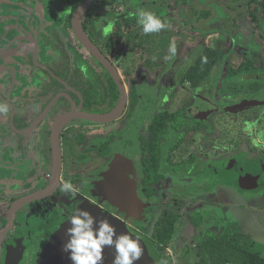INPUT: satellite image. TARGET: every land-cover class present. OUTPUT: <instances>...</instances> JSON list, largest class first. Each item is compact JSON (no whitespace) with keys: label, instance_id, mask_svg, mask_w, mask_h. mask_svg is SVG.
<instances>
[{"label":"flooded vegetation","instance_id":"1","mask_svg":"<svg viewBox=\"0 0 264 264\" xmlns=\"http://www.w3.org/2000/svg\"><path fill=\"white\" fill-rule=\"evenodd\" d=\"M163 1L132 4L166 20L168 27L154 33L155 42L167 46L165 66L135 50L125 54L131 43L126 35L140 26L134 8L117 12L122 0H0V102L9 106L0 114V264H35L52 233L81 208L135 230L147 221L148 235L157 208L164 213L189 205L195 216L197 189L205 172L224 164L222 153L264 139V85H254L264 82V0H175L189 9L191 19L183 20L192 25L189 34L186 25L164 15ZM76 26L115 70L123 89L85 47ZM211 37L220 49L209 45ZM170 44L175 55L168 52ZM206 49L216 55L194 81L189 70ZM180 58L184 70H177ZM179 88L186 94L172 107ZM141 91L160 106L137 122ZM123 93L118 118L83 119L112 112ZM201 103L225 115L215 118ZM66 115L71 118L59 134L60 181L51 186L52 130ZM123 117L119 131L108 137L105 126ZM239 125L252 128L253 135L237 137ZM153 158L160 159L157 184L146 176ZM182 163L196 173L193 192L185 189L193 181L188 174L166 172L167 164ZM65 181L74 193L63 190Z\"/></svg>","mask_w":264,"mask_h":264},{"label":"crops","instance_id":"2","mask_svg":"<svg viewBox=\"0 0 264 264\" xmlns=\"http://www.w3.org/2000/svg\"><path fill=\"white\" fill-rule=\"evenodd\" d=\"M242 105L247 104L243 103L240 106ZM248 129L249 132L253 131L250 127ZM263 141L264 139L259 137L253 141L254 143L236 145L234 150L230 148L228 152H223L221 155L220 159L224 164L222 163L219 167L212 168L211 174L208 173L209 171L205 172L202 181L203 188L200 190V195L197 199L198 208H193V210L198 211L202 215L205 213L203 223L199 229H194L197 233L195 239L180 246V249L192 246L197 237L201 236L198 231L204 232L210 228L223 231L231 226L236 227L246 236L245 242L251 250L254 243L260 241L261 244L263 243L262 247L264 248V215L258 216V218L254 216V214L260 213L254 211V209L264 208ZM207 184H210L208 189L204 187ZM188 207L189 205L182 207V212L178 206L169 209L179 217V232L186 222L192 223L190 218L193 216V211L191 212ZM243 211L252 215L250 216L252 223L247 224L248 217L241 216L245 213ZM180 249L169 248V250L178 253L181 252ZM253 252L264 257V251L253 250ZM171 261H175L174 257H172Z\"/></svg>","mask_w":264,"mask_h":264},{"label":"trees","instance_id":"3","mask_svg":"<svg viewBox=\"0 0 264 264\" xmlns=\"http://www.w3.org/2000/svg\"><path fill=\"white\" fill-rule=\"evenodd\" d=\"M126 24L129 25L130 22L127 21ZM117 34L119 36L120 31ZM156 38L154 33L145 35L141 27L138 31H129L126 35V41L131 43L125 48V54L128 55L135 50L141 56L150 57L149 60H152L153 63L160 60L166 62V48L159 49L158 43L155 42ZM133 40L136 44L135 48L132 44ZM159 44L162 45V43ZM147 46L152 48L155 46V49H159V51L148 50ZM215 55L213 50L206 49L199 57L196 67L189 70L191 72L190 77L194 81L199 78V72H207L209 70L210 62ZM159 118H161V115L158 117V120H161ZM154 156L157 155L153 153L152 157ZM159 162L160 159L153 158V163L149 165L150 170L146 173L148 180L156 184L162 179V175L158 172ZM178 220L179 217L177 215L165 211L157 220L150 235H148L146 229L147 221H143L142 224H136L137 230L145 233L144 236H141V233L133 228H130V230L133 234L145 240L148 250L153 258L156 259L157 264H172V258L166 255V249L169 248L177 234ZM202 223L203 218L192 222V225L195 229H199ZM245 241L246 236L234 226L223 231L207 229L200 237H197L192 246L182 247L180 249L181 252H177L176 256L181 264H264V257L253 252Z\"/></svg>","mask_w":264,"mask_h":264},{"label":"clouds","instance_id":"4","mask_svg":"<svg viewBox=\"0 0 264 264\" xmlns=\"http://www.w3.org/2000/svg\"><path fill=\"white\" fill-rule=\"evenodd\" d=\"M136 16L137 24L145 35L158 33L168 27L166 20L158 17L155 12L137 9ZM168 51L175 55V45L170 44ZM8 112V104L0 102V114ZM62 188L66 193L76 191L69 181H65ZM65 236L67 240L63 251L69 254L71 264H104L103 252L108 247L115 252L112 264H136L143 254L138 238L127 232L118 234L107 217L98 219L84 208L78 209L68 219Z\"/></svg>","mask_w":264,"mask_h":264},{"label":"rangeland","instance_id":"5","mask_svg":"<svg viewBox=\"0 0 264 264\" xmlns=\"http://www.w3.org/2000/svg\"><path fill=\"white\" fill-rule=\"evenodd\" d=\"M137 1H139V2H145V1H149V0H137ZM176 4V2H175V0H164L163 1V4H162V6H163V8H164V10H166V12H164V15L165 16H170V17H173V18H175V20H177L178 22H182L183 23V20H185V19H191V17H190V15H189V9L187 8V6H176L175 5ZM139 7H141L140 5H138V6H133V4H132V0H122V2H121V5L120 6H117L116 7V10H117V12H123V11H125V10H128V9H131V8H134L133 10H135V11H137V9H139ZM184 24V23H183ZM184 25H186L185 26V32H187L188 34H189V29L190 28H192V25L191 24H188V23H186L185 22V24ZM215 33V32H214ZM236 32H235V30H233L232 31V34H235ZM215 34H217V33H215ZM213 37H211L210 39H212ZM192 45V44H191ZM209 45H211L213 48H215V49H220V47L218 46V45H216L215 44V41L212 39L211 40V43H209ZM165 46V44H163V45H160L159 43H158V48L159 49H164V48H166V47H164ZM163 47V48H162ZM147 49L148 50H152V51H159V49H155V46L152 48L151 46H147ZM169 52V51H168ZM158 54V53H157ZM181 57V56H180ZM146 58H149L148 56L147 57H145V59ZM165 64H166V62H164ZM165 66V65H164ZM163 66V67H164ZM187 65H185L184 63H183V60H182V58H180L179 60H178V64H177V70H179V69H181V70H184V68L186 67ZM159 82V81H158ZM162 82H164L163 80H162ZM159 84H157V86H158ZM256 87L257 86H260V87H262L263 85H264V82L263 81H261V83H255L254 84ZM264 91V90H263ZM147 93V95L145 94V91H141V93H140V105L141 106H139V108L136 110V114L134 115V116H136V118L138 119L137 120V122L139 121V120H142L144 117H145V115L148 113V112H150V111H152L153 109H155L156 107H158V106H160V104H157L156 105V102H154L153 101V98H151V96H150V94H148V92H146ZM177 93H178V96H177V98L176 99H174V101L170 104V106L172 105V107H176V105L177 104H179V101L182 99V95H185L186 94V91L184 90V89H181V88H179V89H177ZM156 97V96H155ZM260 98L258 97V96H256L255 98H254V100H255V102L256 101H258ZM262 99H264V96H263V98ZM254 102V101H253ZM165 103V102H164ZM166 104V103H165ZM201 104H203V106H202V108H207V109H209L208 111H212L216 116H215V118H217V117H220V116H222V115H225V114H222V112L220 111V110H216V108H213V107H211L210 105H208V104H206V103H201ZM222 104V106L223 105H225V103H221ZM221 106V107H222ZM213 110H215V111H213ZM123 121H125V119H124V117L119 121V122H116V123H111V124H107L105 127H106V130H107V135H108V137H109V135H111L112 136V134L113 133H115V132H118L119 131V127L123 124ZM211 122H212V124H213V122H214V119H211L210 120ZM137 125V124H136ZM237 132H238V135H237V137H239L240 139H246V138H248L249 137V135L251 134V135H253L252 133H249V130H245L244 129V126H238V128H237ZM200 138H201V136H197V139L196 140H194V141H192L193 143H191V146H192V151H194V152H196V149L199 147L198 145L200 144ZM250 139V138H249ZM251 142V141H250ZM169 143L170 142H168V145H169ZM189 143V142H188ZM252 143H254V142H252ZM198 150V149H197ZM166 156H168L167 154H165V161H167V159H166ZM65 158H67V156H65ZM179 159V158H178ZM120 162L119 163H121L122 164V161L121 160H119ZM122 166H124V164L122 165ZM186 165H184L183 163H182V165L180 164V165H166V172H169V171H171V175L172 176H176V175H180V174H185V175H187L188 174V177H189V179L190 180H193L192 182H191V184H189V185H187L186 187H185V189L187 190V191H191V192H193L196 188H198V187H196V185L194 184V182H195V180L197 179V176H196V173L194 174V170H191V169H188V170H186V168L188 167H185ZM174 173V174H173ZM208 186V187H207ZM207 186H204L206 189H208L209 187H210V184H207ZM203 188V186H200L199 187V189H197L198 190V192L201 190ZM197 193V192H196ZM173 196H177L176 194H173ZM172 196V197H173ZM165 201H167V200H165ZM182 207V206H181ZM186 207V206H185ZM154 210V209H153ZM157 210V214H156V216H154L153 218H155L154 220L156 221L157 219H159L161 216H162V214H163V209H162V211H161V209H156ZM155 210V211H156ZM154 211V212H155ZM161 211V212H160ZM180 211L182 212L183 211V209L182 208H180ZM246 211V210H245ZM245 211H243V212H245ZM254 211H257V212H260V213H257V214H254V216H257V218H258V216H263L264 215V208L263 209H261V208H256V209H254ZM172 214L174 213L173 211H170ZM184 212H185V210H184ZM204 215H205V213H203ZM204 215H202V214H197V215H195V216H192V218L190 219L191 220V222H196V221H199L201 218H203L204 217ZM242 217H248V220H247V224L248 223H252V219H251V217L250 216H252V215H249V212H245V213H243L242 215H241ZM153 224L150 226V228H149V230H151L152 231V229L154 228L153 226H154V222H152ZM32 226V225H31ZM196 235H197V233L195 232V230H194V228H193V226L191 225V223H187L186 222V224H184L181 228H180V232H179V229H178V231H177V234L175 235V238L173 239V241H172V243H171V246H169V248H171V247H174V248H176V249H180L179 247L180 246H183V245H185L186 243H188V242H190V241H193V239H195V237H196ZM261 242V241H260ZM260 242H255L254 243V246H253V248H252V250H256V251H264V248L262 247V244L260 243ZM169 248H167L166 249V255L167 256H169L170 257V255H172V257H174V259H175V262L177 263V264H181V262L177 259V257H176V251H172V250H169ZM177 259V260H176Z\"/></svg>","mask_w":264,"mask_h":264},{"label":"water","instance_id":"6","mask_svg":"<svg viewBox=\"0 0 264 264\" xmlns=\"http://www.w3.org/2000/svg\"><path fill=\"white\" fill-rule=\"evenodd\" d=\"M18 16V15H15ZM76 34H78L80 40L83 42L85 47L107 68V70L111 73L114 77L117 84L122 88V85L118 81V77L115 73V70L111 67V65L104 59L103 56L93 47L88 38L85 36L83 30L76 26ZM123 89V88H122ZM125 105V95L122 94V98L120 104L116 109L112 112L107 114H85L83 115V119L92 121V122H99V123H106L111 122L114 119L118 118L124 108ZM71 118V115H66L60 118L53 127L52 130V180L51 186H56L60 181V174H61V151L59 147V134L64 125V123ZM93 216L97 217L98 219L107 217L110 222L116 228L117 233H125L127 232L134 238H138L141 241L143 254L139 261L136 264H157L155 258H153L148 250L147 243L145 240L138 237L136 234H133L128 227V225L113 217L111 215H99L91 212ZM67 227V222H63L58 230L52 233L46 245L42 248L40 254L38 255L35 264H71V261L68 258V253L63 251L64 244L66 243L67 237L65 236V230ZM115 255L114 249L111 247L105 248L103 252V262L104 264H112L113 257ZM62 258L66 260L62 262Z\"/></svg>","mask_w":264,"mask_h":264},{"label":"built area","instance_id":"7","mask_svg":"<svg viewBox=\"0 0 264 264\" xmlns=\"http://www.w3.org/2000/svg\"><path fill=\"white\" fill-rule=\"evenodd\" d=\"M170 257L172 258V255H170ZM172 264H177L175 261H172Z\"/></svg>","mask_w":264,"mask_h":264}]
</instances>
